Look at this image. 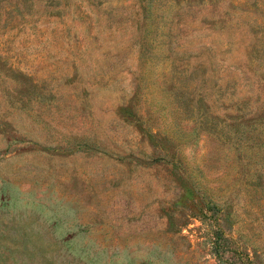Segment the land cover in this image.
I'll return each mask as SVG.
<instances>
[{
    "label": "rangeland",
    "instance_id": "obj_1",
    "mask_svg": "<svg viewBox=\"0 0 264 264\" xmlns=\"http://www.w3.org/2000/svg\"><path fill=\"white\" fill-rule=\"evenodd\" d=\"M0 264H264V0H0Z\"/></svg>",
    "mask_w": 264,
    "mask_h": 264
}]
</instances>
